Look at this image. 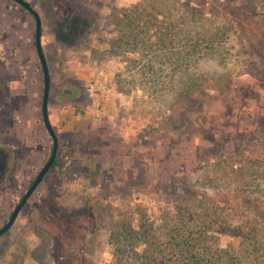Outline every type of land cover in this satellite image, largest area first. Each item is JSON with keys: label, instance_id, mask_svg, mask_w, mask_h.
Listing matches in <instances>:
<instances>
[{"label": "rangeland", "instance_id": "rangeland-1", "mask_svg": "<svg viewBox=\"0 0 264 264\" xmlns=\"http://www.w3.org/2000/svg\"><path fill=\"white\" fill-rule=\"evenodd\" d=\"M28 1L43 21L59 165L0 238V264H16L19 253L23 264H112L110 230L128 204L135 223L142 212L158 221L177 200L172 195L180 190L178 179L196 183L202 195L234 197L233 185L220 187L227 182L217 151L241 148L244 156L264 161V88L238 67L232 37L224 47L215 46L219 54L196 63L198 72L226 75L221 86L211 77L220 90H210L200 112L173 111L174 95L152 93L159 87L139 73L138 62L145 63L150 50L143 54L132 42L120 55L111 51L108 41L117 36L111 20L125 8L140 7L163 29L174 27L176 34L167 38L186 49L211 25L185 19L173 0ZM35 30L28 10L0 0V148L11 152L10 172L0 183V227L53 147L42 117L44 76ZM182 119L190 128L173 130L172 122L180 126ZM235 163L239 167L240 159ZM230 240L224 236L222 244Z\"/></svg>", "mask_w": 264, "mask_h": 264}, {"label": "trees", "instance_id": "trees-1", "mask_svg": "<svg viewBox=\"0 0 264 264\" xmlns=\"http://www.w3.org/2000/svg\"><path fill=\"white\" fill-rule=\"evenodd\" d=\"M173 2V9H181L185 19L211 25V30L196 33L189 49L178 40L176 43L175 37L167 38L168 32L176 34L174 27L163 29L140 7L125 8L111 20L117 36L108 44L116 55L128 51L132 42L143 54L150 50L147 61L142 64L140 60L138 65L141 77L159 87L152 93L164 90L173 94V111L200 112L210 90L219 91L226 75L215 70L198 72L197 60L219 54L215 46L224 47L231 37L238 47V67L264 88V0ZM213 75L220 86L211 82ZM172 124L173 130L190 128L189 120L180 126ZM205 151L212 152V148ZM217 153L227 182L220 187L233 185L235 196L202 195L196 183L178 179L182 185L172 195L177 200L171 209L160 213L158 221L142 212L135 223L134 206L128 204L110 230L115 250L112 264H264V161L244 156L241 148L232 154L226 149ZM236 158L241 161L239 167ZM58 165L57 155L53 166ZM224 236L231 239L226 246L222 244ZM17 257L15 263L23 264L24 253Z\"/></svg>", "mask_w": 264, "mask_h": 264}, {"label": "water", "instance_id": "water-1", "mask_svg": "<svg viewBox=\"0 0 264 264\" xmlns=\"http://www.w3.org/2000/svg\"><path fill=\"white\" fill-rule=\"evenodd\" d=\"M13 1L24 7L26 10H28L36 20L35 44H36L38 56L40 58L43 76H44V89L42 96V117L44 124L53 139V147H52L51 155L47 160L46 164L39 171L36 178L33 180L31 185L25 192V194L22 196L21 200L17 203L16 207L11 212V215L7 220V222L0 227V238L15 224L21 210L23 209L27 201L30 199L31 195L34 193L38 185L42 182L45 175L53 167L59 150V138L51 122L50 114H49V98L51 93V72L42 42V37H43L42 17L28 0H13ZM10 157H11V152L9 150L0 148V183L5 179L6 174L9 170Z\"/></svg>", "mask_w": 264, "mask_h": 264}, {"label": "flooded vegetation", "instance_id": "flooded-vegetation-1", "mask_svg": "<svg viewBox=\"0 0 264 264\" xmlns=\"http://www.w3.org/2000/svg\"><path fill=\"white\" fill-rule=\"evenodd\" d=\"M1 148H3V147H1ZM5 149V148H4ZM10 162H11V157H10V160H9V170H8V172H7V174H6V176L8 175V173L10 172ZM6 178V177H5Z\"/></svg>", "mask_w": 264, "mask_h": 264}]
</instances>
